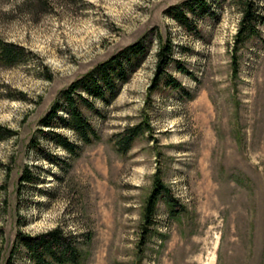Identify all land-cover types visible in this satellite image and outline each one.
I'll return each instance as SVG.
<instances>
[{"label": "rangeland", "instance_id": "374dc122", "mask_svg": "<svg viewBox=\"0 0 264 264\" xmlns=\"http://www.w3.org/2000/svg\"><path fill=\"white\" fill-rule=\"evenodd\" d=\"M203 1L0 0V264H34L16 235L57 228L78 264H264V0ZM248 3L255 32L236 43ZM135 43L108 101L78 90L92 142L64 110L52 129L77 147L53 142L41 120L62 92ZM156 182L176 211L158 196L147 217Z\"/></svg>", "mask_w": 264, "mask_h": 264}, {"label": "trees", "instance_id": "16d2710c", "mask_svg": "<svg viewBox=\"0 0 264 264\" xmlns=\"http://www.w3.org/2000/svg\"><path fill=\"white\" fill-rule=\"evenodd\" d=\"M186 5H189L187 6V9L191 12H193L194 8L204 9L203 0H190ZM173 9V12H171L172 17L185 28H189L190 22L185 14V10L180 6ZM244 9L241 25L236 36V43L255 32V28L252 25L255 20L252 5L248 3L245 5ZM234 49L236 51L237 46H235ZM142 51L143 48L141 44L135 43L121 53L114 55L110 59L99 64L94 72H91L82 79L70 84L69 87L62 92L63 104L56 102L41 120L42 125L49 128L48 133L50 139L69 153L74 152V149L77 147L74 142L69 141L67 138L63 137L62 134H59L52 129L55 126V120L60 119V116L58 115L59 111L64 110L67 114V120L63 122L65 127L71 129L83 143L92 142L97 135L96 131L77 107V102L83 103L88 107H91V103L79 93L78 90L80 91L81 89L83 93L90 97L108 101V94L114 96L118 88L115 78L119 80L126 79L127 73L122 67L121 57L126 58V60L130 62L128 59V53L130 56H136ZM171 51L172 49L169 42L160 47L158 52L157 73L153 83L156 82L161 72L172 60ZM2 52L1 56L3 59L9 62L15 61L19 55H21L20 51L15 50L8 44H3ZM233 58L235 63L236 56L234 55ZM171 81L174 82V80ZM139 129L140 125L133 129H128V131L120 137L121 139L119 140V143L124 151L129 149L134 137L139 133ZM6 131V129L0 126V135H3V133L5 134ZM20 179L21 181L31 180L28 170H25L22 173ZM158 196H162L170 209L176 211L175 198L170 194L167 188L156 182L154 192L148 200L147 217L151 215ZM16 237L19 243L27 249L29 258L34 264H78L80 260V253L75 247V244H73L72 239L65 236L59 228L36 237L26 236L19 232Z\"/></svg>", "mask_w": 264, "mask_h": 264}]
</instances>
